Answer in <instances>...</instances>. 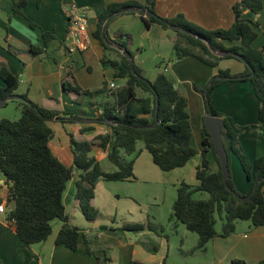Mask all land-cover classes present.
Returning <instances> with one entry per match:
<instances>
[{"label":"trees","instance_id":"obj_1","mask_svg":"<svg viewBox=\"0 0 264 264\" xmlns=\"http://www.w3.org/2000/svg\"><path fill=\"white\" fill-rule=\"evenodd\" d=\"M27 1H13L11 14L23 16ZM154 3L155 0L112 1L108 2L96 16L93 36L104 48H108L109 42H114L119 50L116 59L102 58L101 62L113 69L114 78L125 79L124 86L108 89V82L103 80L101 87L93 91L81 89L78 85L69 89L64 88L91 97L108 91L114 97L112 105L103 106L98 119L100 122L104 118L108 119L112 132L99 134L97 138L103 148L108 146L107 157L115 165L116 170L104 171L90 153L92 143L83 138H76L71 133H69L71 165H65L51 150L49 140L52 128L49 122L82 121L77 115L62 116L59 111L47 109L29 100L26 94H21L19 118L16 120L0 118V174L4 176L7 184L6 218L20 240L25 263L30 259L29 246L48 237L54 219L62 222L55 243L70 250L77 248L79 230L69 223L63 202V194L74 170L79 171L74 181V199L85 218L93 220L98 215L97 209L91 203L96 181L100 178L135 179L133 159L127 160L125 156L137 154L138 141L143 142L153 163L163 171L181 167L197 154L190 143L191 124L186 97L175 88L173 82L163 72L157 73L154 79L144 76L132 60L128 39H122L121 33L114 39L108 35V22L114 16L127 12H138L145 27L156 23L164 29L172 28L178 35L173 48L179 59L194 57L212 67H216L218 61L224 58H235L244 64L241 72L231 73L229 69H218L205 86L197 87L192 84V87L202 97L204 113L222 118V140L228 153V173L229 156L233 154L249 183L247 192L238 194L248 198L243 200L230 191L231 189L237 192L230 174L226 179L230 189L225 187L219 157L203 124L201 160L196 168L197 183L188 184L181 181L178 184L172 205L173 217L184 224L187 230L197 234L196 248L200 250H204L207 242L215 235L227 237L233 233L238 220H249L255 227L264 225V157L257 156L249 160L242 151L235 130L216 110L212 96L213 90L224 82L248 81L258 100L257 120L264 122V45L251 46V42L257 36L254 28L257 22L244 16V9L253 14L258 13L263 6V0L236 1L231 6L233 13L231 25L216 30H205L186 21L181 14L171 18L160 16L154 10ZM30 25L34 26L33 23ZM41 37L43 46H47L53 35L42 31ZM28 51L35 56L43 52V47L31 44ZM125 51L129 52V58L124 55ZM214 51L231 53L216 55ZM0 79L4 83L0 86V99L9 98L15 93L19 78L1 60ZM138 89L143 93L140 96L137 95ZM155 121H157L155 126H149ZM83 131L84 129H80L81 133ZM208 152L211 153L213 162L207 157ZM195 192H206L207 197L193 198ZM12 199L15 201V207L10 209L9 202ZM216 214L222 220L219 233L215 229ZM146 226L152 228L150 224ZM126 227L141 229L144 225L134 223ZM86 252L92 253L88 248ZM129 264L149 263L130 260ZM230 264L247 263L243 259L232 258ZM253 264H264V258Z\"/></svg>","mask_w":264,"mask_h":264},{"label":"crops","instance_id":"obj_2","mask_svg":"<svg viewBox=\"0 0 264 264\" xmlns=\"http://www.w3.org/2000/svg\"><path fill=\"white\" fill-rule=\"evenodd\" d=\"M13 1L15 0H0V60L7 64L13 74L18 75L19 84L14 94L18 95L20 100L19 95L26 94L32 102L47 109L57 110L62 116L73 114L82 118V121L79 122H61L59 120L49 122L52 128L49 146L65 165L69 166L72 164V154L69 148V133H71L76 138H83L92 143L90 153L104 171L111 172L116 170L115 165L107 157L108 146L103 148L97 138L99 134H110L112 132L108 123L100 122L98 119L103 106L112 105L114 97L106 91L98 94L106 96L102 102L98 103L92 99L88 106L82 105L87 102L83 97L85 95L65 90L64 85H67L66 88L68 89L78 85L81 89L90 90L86 84H78L76 82L74 75L77 69L75 68L76 64L82 63L81 66L90 70L91 64L89 61L91 57L98 59L103 67L106 65L101 62L102 58L116 59L118 57V49L114 42H109L108 48H104L101 42L93 36L92 32L96 27V16L108 2L127 0H28L27 6L23 10V16L11 14ZM137 1L143 2L144 0ZM201 1L179 0V2H183L190 9L192 14L199 13V6L196 7V4L202 3ZM209 1L212 2L213 0ZM224 1L231 10V6L238 0ZM70 2L87 6L89 9L87 32L90 37V44L86 50L81 52L68 53L63 45V38L68 27L65 8ZM217 7H213L211 11H209L210 8L206 9L207 14L217 16L219 13ZM244 16L257 22L254 27L257 36L251 42V46L260 47L264 45V0L263 6L258 13L253 14L244 9ZM136 18L140 19L138 12H127L114 16L107 25L109 37L114 39L121 33L122 39H128L129 41L130 34L125 32L126 25L129 26L136 23L139 20ZM230 19H233V13ZM30 23H33L34 26L32 27ZM42 31L50 32L53 35L47 46H43ZM31 44L40 45L43 47V52L35 56L31 55L28 51ZM226 44L228 45V42ZM106 52H109L111 56H106ZM229 59L224 58L221 60ZM242 66L232 70L229 67L221 68L220 64L216 67H209H219L217 70L229 69L231 73H238L244 69ZM111 70L112 78L116 79L113 77L112 68ZM217 70H210V75L215 74ZM102 75V81L106 80L105 71H103ZM67 79L71 81L69 84H66ZM181 80L182 84H185L187 78ZM0 82V86H3L2 80ZM247 82H224L213 90L212 96L215 108L220 111L214 95L218 90H223V95L225 94L224 98L228 105L221 103V109L226 106L227 113L230 111V113H234V116H237V121L229 122V124L235 132V125L240 127V133L253 143V157L249 154L253 159L257 156L264 157V122L257 120L258 100L253 93L251 84ZM111 83L113 86H110ZM124 85L125 79L121 85H116L112 81L108 83V89ZM175 88L187 98V92H182L180 88ZM228 88L241 90L244 95L247 94L249 96L251 112L253 110L254 115L251 124L246 118V103L232 97L227 91ZM185 90L187 91V88ZM232 95L237 96L236 94ZM8 99L11 98L9 97ZM189 108L190 104L187 98V109L189 110ZM120 111L121 109L118 110V112ZM199 113L201 114V123L197 127L199 136L196 133L197 130L194 131L193 122L189 114L191 124L190 143L196 149L197 154L190 158L185 165L169 171H163L153 163L150 153L144 148L143 142L138 141L136 145L137 154L125 156L127 160L133 159L135 179L104 180L100 178L96 181L91 203L97 209L98 215L93 220L85 218L78 207L77 201L74 199V181L78 177L79 171H73V176L69 180L63 194V202L69 223L79 230L77 248L75 250H70L63 245L55 243V237L62 222L59 219H54L52 221V231L48 237L29 246L30 259L25 263L19 238L16 236L13 226L5 221L6 214L0 213V264H129L130 260L149 264H168V257L171 255L170 238L153 230V225L151 226L152 228L146 226L150 224L149 215L145 214L146 207H141L145 205V200L138 201L135 199L131 195V188L132 184L137 182V184H140L141 194H144L143 188L146 186V191L148 190L153 200H157L158 197L161 198L159 190L161 191L162 185L167 182L172 184H177L181 181L188 184L197 183L196 168L201 160V128L204 124V109ZM252 126L255 132L251 133L250 127ZM80 129H84V131L81 133ZM198 141H200V144H198ZM207 157L213 162L210 152L207 153ZM102 163H105V167L102 166ZM235 177L233 176L234 180L236 181L237 179L239 181L240 171L237 166H235ZM244 182L245 186L240 192L242 194H245L249 187L246 179H244ZM6 186L4 176L1 175L0 197L4 199L7 193ZM157 192H159L158 195L156 194ZM124 197L126 198L124 200L127 201L132 198L134 202L141 206H137L132 202L131 204L134 207L121 206L120 201ZM115 200L119 202L116 203ZM152 219L156 220L157 218L153 216ZM134 223L143 224L144 227L141 229L126 227V225ZM175 226L177 227L176 236H178L180 235V230L177 223ZM219 232L217 231V233ZM181 235L186 237L187 233L183 231ZM196 241L197 238H194L192 243L195 244ZM181 242L182 248L180 249L183 250L185 242L184 240H181ZM87 248L92 253H87ZM182 250H180L181 261L179 264H194L193 261L187 260H193L196 252L186 255ZM201 252L203 254L201 258H206L208 264H230L232 258L243 259L247 264L256 263L264 258V225L255 227L251 223L237 221L233 233L227 237H222L219 234L215 235L207 242Z\"/></svg>","mask_w":264,"mask_h":264},{"label":"rangeland","instance_id":"obj_3","mask_svg":"<svg viewBox=\"0 0 264 264\" xmlns=\"http://www.w3.org/2000/svg\"><path fill=\"white\" fill-rule=\"evenodd\" d=\"M201 2L202 3L196 4V7L199 6V13H195V14H192L190 12V9H188V7H186V5L183 2H179V0H155L154 10L158 15L167 18H171L176 16L177 14H181L186 21L193 23L205 30H216L218 28H227L231 25L233 21V19H230L232 16V12L228 8L224 0H222L221 2L220 0L219 1L213 0L212 2H210L209 0L208 1L202 0ZM216 4L218 7L215 6ZM213 7H217L219 10L217 16H211L210 14H207V10L210 8L209 11H211ZM140 19L138 20L139 22L136 21V23L132 25L129 26L126 25V29H125L126 30L125 32L130 34L128 48L132 53V60L134 64L140 68L142 74L148 77L149 79H154L157 73L163 72L173 82L175 87L180 88L182 92H187V98L190 104V108L189 110L188 109L187 110L188 113L190 114V119L193 122L194 131H196L198 124L201 123V114L199 112H201V110L203 109L202 106L203 102L201 95L198 94V92L193 89L192 84H195L197 87L205 86L209 78L212 76L210 75V70L211 71H213L214 69L217 70V68L219 67L217 68L209 67L192 57H183L180 59L177 58L176 52L173 48V44L178 38L176 32L172 28L164 29L156 23H151L149 27H145L144 23ZM144 30H145V36H144ZM106 56L110 57L111 54L109 52H106ZM89 62L91 64L90 70H87L83 66H81L82 63L76 64L75 68L77 69L74 75L76 78V82L78 84H86L87 88L90 89L91 91L98 89L99 87H101L103 82L102 81L103 71H105L106 80L108 83L113 81L116 85H121L124 82L123 78L113 79L111 76V71H112L111 68L108 65L103 67L98 59L91 57ZM218 64H220L221 68L229 67L231 70L238 68L242 65H243L242 67H244L243 62L235 58H230L229 60H221L220 62L218 61ZM183 78H187L185 84H182L181 79ZM69 82L71 81L67 79L66 84H69ZM247 83L250 84L249 82ZM66 87L67 85L64 88ZM185 88H187V91L185 90ZM227 91L232 97L236 99H240L242 102L246 103L247 106L246 118L249 124H251L254 115H253V110L251 112L249 96L247 94L244 95L243 91L241 90L228 88ZM237 93L239 94L237 95ZM142 94L143 93L138 89L137 95L140 96ZM232 94H236L237 96H233ZM214 96L217 100V105L220 108L219 109L220 111H218L217 109L216 110L221 114V116L225 118L228 123L236 122L237 116H234L233 115L234 113H230V111L227 113L226 106L224 107V109H221L222 107L221 103H225L226 105H228L227 101L224 98L225 94L223 95V90L220 91L218 90ZM83 97L84 100H86L87 102L82 105L88 106L92 102V99L100 103L103 101V99L106 96L98 95L95 97H90L88 95H85ZM20 112H21L20 99L11 98L4 103L2 102V99H0V118L16 120L19 118ZM235 126H236L235 129H236L237 138L242 148V151L248 156L249 160H252L251 157H253L252 154L254 151V145L252 142H250L249 139H247L246 137H244V135L240 133L241 130L240 127H237V125ZM250 130L251 133L253 131L255 132L253 126L250 127ZM198 132L199 130L196 131V133ZM197 135L199 136V133ZM194 144H195V140H194ZM198 144H200V141H198ZM249 154L251 155V157ZM102 166L105 167V163H102ZM235 166H237L240 171L239 181L237 179L235 181L233 178V176L235 177ZM229 174L234 188L236 189L237 193H240L243 187L245 186L244 185L245 175L240 168L237 158L233 154H230L229 156ZM1 175L2 174H0V176ZM135 183L136 184H132L133 186L131 188V192H132L131 195L138 201L145 200V205L141 206L137 204L136 202H134L132 198H130L131 200L128 201L124 200L126 199L125 197L122 198V201H120V205L134 207V205L131 204L132 202L137 206L146 207L145 214L149 215L148 218L150 221V225L154 226L156 232L167 235L170 238L171 255L168 257V264L180 263L181 258L179 255L181 254L180 250H182L180 249L182 248L181 240H184L185 242L182 251H184L186 255H191L192 253L196 252L193 260L188 259L187 261H193L194 264H208L206 258H201L203 255L201 250L196 248V244L198 241L197 234L195 232H191L187 230L184 224L176 221L175 218L173 217L172 205L176 197V188L179 183L172 184L171 182H167L165 183V185H162V190L161 191L159 190V192H161L160 194L161 198L158 197L157 200H153V197L150 196L148 190L146 191V186L145 188H143L144 194H141L140 184H137V182ZM159 192H157L156 194L158 195ZM206 197H207L206 192H195L193 194V198H206ZM115 201L116 203L119 202L117 200ZM153 216L157 219L153 220L152 219ZM215 217H216L215 229L217 231H221L222 220L219 218L217 214L215 215ZM240 221H242L243 223L244 222L250 223L249 220H238V222ZM176 223L179 227L178 229L180 230L179 232L180 235L178 236H176V232H177V227L175 226ZM183 231L184 233H187L186 237H182L181 234ZM194 238H197L195 244L192 243Z\"/></svg>","mask_w":264,"mask_h":264},{"label":"built area","instance_id":"obj_4","mask_svg":"<svg viewBox=\"0 0 264 264\" xmlns=\"http://www.w3.org/2000/svg\"><path fill=\"white\" fill-rule=\"evenodd\" d=\"M68 27L63 38V45L68 53L81 52L88 48L90 37L87 32V19L89 9L87 6L78 5L75 2H70L65 8ZM110 86H113L111 83ZM6 199L0 197V213L6 214L7 206ZM5 221L9 223L7 218Z\"/></svg>","mask_w":264,"mask_h":264},{"label":"water","instance_id":"obj_5","mask_svg":"<svg viewBox=\"0 0 264 264\" xmlns=\"http://www.w3.org/2000/svg\"><path fill=\"white\" fill-rule=\"evenodd\" d=\"M136 10V9H135ZM214 53L219 54V55H224V54H229L231 53V51H224V52H218V51H214ZM124 55L127 56L128 58L130 57V54L128 51L124 52ZM10 98H18V95L16 94H12L10 96ZM6 99H2V102L4 103ZM97 120V119H94ZM102 121L104 123H108L109 120L104 118L102 119ZM203 122L205 125V128L208 130L210 137H211V141L214 147V151L217 154V156L219 157V161H220V168L222 171V175H223V183L225 185L226 188L230 189L229 186L227 185L226 179L228 178V153L225 150L224 147V143L222 140V128H223V120L220 117L214 116V115H209V114H205L204 118H203ZM157 124V121H155L152 125L149 126H155ZM230 191H232V193L245 200L248 198V196H240L237 192L233 191L230 189ZM9 207L10 209H13L15 207V201L12 199L9 202Z\"/></svg>","mask_w":264,"mask_h":264}]
</instances>
